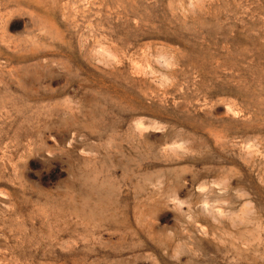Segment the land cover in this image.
<instances>
[{
  "label": "rangeland",
  "instance_id": "1",
  "mask_svg": "<svg viewBox=\"0 0 264 264\" xmlns=\"http://www.w3.org/2000/svg\"><path fill=\"white\" fill-rule=\"evenodd\" d=\"M263 127L264 0H0V264H264Z\"/></svg>",
  "mask_w": 264,
  "mask_h": 264
},
{
  "label": "bare ground",
  "instance_id": "2",
  "mask_svg": "<svg viewBox=\"0 0 264 264\" xmlns=\"http://www.w3.org/2000/svg\"><path fill=\"white\" fill-rule=\"evenodd\" d=\"M99 67H100V66H99ZM93 69H94V68H93ZM95 71H96V70H95ZM176 72H177V71H176ZM20 73H21V72H20ZM178 73H179V72H178ZM60 74H61V73H60ZM173 74H174V72H173ZM62 75H63V74H62ZM102 76H103V75H102ZM176 76H177V75H176ZM177 77L179 78V76H177ZM93 78H94V77H93ZM69 80H70V79H69ZM108 80H109V79H108ZM180 80H181V79H180ZM111 81H112V80H111ZM53 82H54V81H53ZM86 82H87V80H86ZM88 82H89V81H88ZM141 82H142V81H141ZM90 83H91V82H90ZM90 83H89V84H90ZM83 84H84V83H83ZM87 84H88V83H87ZM116 84H117V83H116ZM76 85H77V84H76ZM81 85H82V84H81ZM84 85H85V84H84ZM120 85H121V84H120ZM92 86H93V85H92ZM121 86H123V85H121ZM23 87H24V86H23ZM68 87H69V86H68ZM100 88H101V87H100ZM110 88H111V87H110ZM67 89H68V88H67ZM82 89H83V88H82ZM173 89H174V88H173ZM108 90H110V89L108 88ZM108 90H107V91H108ZM98 91H99V90H98ZM112 91H113V90H112ZM56 92H57V91H56ZM213 92H214V91H213ZM46 93H47V92H46ZM48 93H49V92H48ZM133 93H134V92H133ZM53 94H54V93H53ZM56 94H57V93H56ZM58 94H59V93H58ZM60 94H61V93H60ZM109 94H110V93H109ZM45 95H46V94H45ZM106 95H107V94H106ZM210 95H211V94H210ZM110 97H111V96H110ZM32 98H33V97H32ZM22 99H23V98H22ZM22 99H21V100H22ZM112 99H113V98H112ZM23 100H24V99H23ZM148 100H149V99H148ZM55 101H56V100H55ZM42 102H43V101H42ZM115 102H116V101H115ZM25 103H27V102H25ZM33 103H37V102H33ZM247 103H248V102H247ZM249 103H250V102H249ZM155 104H156V103H155ZM245 104H246V103H245ZM250 104H251V103H250ZM252 104H253V103H252ZM20 105H21V104H20ZM248 105H249V104H248ZM121 106H122V105H121ZM61 107H62V106H61ZM126 107H127V106H126ZM158 107H159V106H158ZM26 108H27V107H26ZM66 108H67V107H66ZM112 108H113V107H112ZM123 108H124V106H123ZM124 109H125V108H124ZM129 109H130V108H129ZM260 109H261V108H260ZM29 110H30V109H29ZM66 110H67V109H66ZM134 110H135V109H134ZM164 110H165V109H164ZM171 110H172V109H171ZM171 110H170V111H171ZM118 111H119V110H118ZM28 112H29V111H28ZM58 112H59V111H58ZM84 112H85V111H84ZM131 112H132V111H131ZM200 112H201V111H200ZM65 113H66V112H65ZM143 113H144V112H143ZM23 114H24V113H23ZM124 114H125V113H124ZM131 114H132V113H131ZM135 114H136V113H135ZM18 116H19V115H18ZM20 116H21V114H20ZM67 116H68V115H67ZM137 116H138V115H137ZM142 116H144V115H142ZM178 116H179V114H178ZM77 117H78V116H77ZM144 117H146V116H144ZM154 117H155V116H154ZM200 117H201V115H200ZM20 118L22 119L23 117H20ZM65 118H66V117H65ZM79 118H80V117H79ZM147 118H148V115H147ZM159 118H160V117H159ZM184 118H185V117H184ZM201 118H202V117H201ZM16 119H17V118H16ZM21 119H20V120H21ZM63 119H64V118H63ZM69 119H70V118H69ZM82 119H83V118H82ZM82 119H81V120H82ZM151 119H152V118H151ZM154 119H155V118H154ZM204 119H205V118H204ZM65 120H66V119H65ZM158 120H159V119H158ZM164 120H165V119H164ZM194 120H196V118H195ZM198 120H199V119H198ZM16 121H18V120H16ZM56 121H57V120H56ZM77 121H78V120H77ZM141 121H142V120H141ZM160 121H161V120H160ZM203 121H204V120H203ZM206 121H207V120H206ZM87 122H88V121H87ZM91 122H92V120H91ZM67 124H68V123H67ZM246 124H247V123H246ZM260 124H261V123H260ZM64 125H66V124H64ZM71 125H72V124H71ZM75 125H76V124H75ZM133 125H134V123H133ZM171 125H173V124H171ZM228 125H229V124H228ZM234 125H235V123H234ZM240 125H241V124H240ZM77 126H78V125H77ZM135 126H136V125H135ZM49 127H50V126H49ZM49 127H48V128H49ZM60 127H61V126H60ZM185 128L187 129V127H185ZM260 128H261V127H260ZM263 128H264V127H263ZM70 129H71V128H70ZM72 129H73V128H72ZM81 129H82V128H81ZM257 129H258V128H257ZM50 130H51V129H50ZM52 130H53V129H52ZM82 130H83V129H82ZM188 130H189V129H188ZM192 130H193V129H192ZM225 130H226V129H225ZM228 130H229V129H228ZM253 130H254V129H253ZM46 131H47V130H46ZM53 131H55V130H53ZM59 131H60V130H59ZM61 131H62V130H61ZM64 131H65V130H63V132H64ZM235 131H236V130H235ZM49 132H50V131H49ZM57 132H58V131H57ZM195 132H196V131H195ZM213 132H214V131H213ZM238 132H239V131H238ZM259 132H260V131H259ZM84 133H85V132H84ZM48 134H49V133H48ZM85 134H86V133H85ZM211 134H212V132H211ZM234 134H235V133H234ZM252 134H253V133H252ZM256 134H257V133H256ZM262 134H263V133H262ZM87 135H89V134H87ZM71 136H72V135H71ZM200 136H201V135H200ZM88 137H89V136H88ZM210 137H211V136H210ZM104 138H105V135H104ZM204 139H205V138H204ZM207 139H208V138H207ZM103 140H104V139H103ZM3 141H4V140H3ZM25 142H26V141H25ZM58 142H59V140H58ZM53 143H54V142H53ZM48 144H49V142H48ZM48 144H47V145H48ZM50 144H51V143H50ZM50 144H49V145H50ZM51 145H52V144H51ZM28 148H29V147H28ZM30 148H31V147H30ZM221 148H222V147H221ZM46 149H47V148H46ZM217 149H218V148H217ZM28 150H29V149H28ZM33 150H34V149H33ZM35 150H36V149H35ZM44 150H45V149H44ZM49 150H50V149H49ZM19 151H20V150H19ZM69 151H70V149H69ZM218 151H219V150H218ZM32 153H33V152H32ZM47 153H50V152H47ZM237 153H238V152H237ZM18 154H19V152H18ZM50 154H51V153H50ZM52 154H53V153H52ZM57 154H58V153H57ZM62 154H63V153H62ZM62 154H61V155H62ZM142 154H143V153H142ZM11 155H12V154H11ZM13 155H14V154H13ZM66 155H67V154H66ZM262 155H263V154H262ZM15 156H16V155H15ZM67 156H68V155H67ZM16 157H17V156H16ZM133 158H134V157H133ZM14 159H15V158H14ZM16 159H17V158H16ZM69 159H70V158H69ZM198 160H199V159H198ZM200 160H201V159H200ZM15 161H16V160H15ZM195 161H196V160H195ZM74 162H75V161H74ZM203 162H204V161H203ZM227 162H228V161H227ZM230 162H231V161H230ZM207 163H208V162L206 161V162L204 163V165L207 164ZM219 163H220V162H219ZM238 163H239V162H238ZM146 164H147V163H146ZM153 164H154V163H153ZM193 164H194V163H193ZM193 164H192V165H193ZM195 164H196V163H195ZM212 164H213V163H212ZM212 164H211V165H212ZM220 164H221V163H220ZM73 165H74V164H73ZM233 165H234V164H233ZM67 166H68V165H67ZM157 166H159V165H157ZM162 166H163V164H162ZM226 166H227V165H226ZM235 166H236V165H235ZM73 168H74V167H73ZM152 168H153V167H152ZM157 168H158V167H157ZM236 168H237V167H236ZM1 169H2V168H1ZM144 169H145V168H144ZM23 170H24V169H23ZM77 170H78V169H77ZM77 170H76V171H77ZM73 171H74V170H73ZM142 171H143V170H142ZM21 172H22V171H21ZM144 172H145V171H144ZM22 173H23V172H22ZM77 173H78V172H77ZM251 175H252V174H251ZM251 175H250V177H252ZM7 176H8V175H7ZM20 176H21V175H20ZM78 177H79V176H78ZM244 177H245V176H244ZM253 177H254V176H253ZM166 178H167V177H166ZM215 178H216V177H215ZM247 178H248V177H247ZM247 178H246V179H247ZM254 178H255V177H254ZM13 179H14V178H13ZM18 179H19V178H18ZM11 180H12V179H11ZM206 180H207V179H206ZM22 181H23V180H22ZM24 181H25V180H24ZM69 181H70V180H69ZM255 182H257V181H255ZM251 183H252V182H251ZM195 184H196V183H195ZM195 184H194V185H195ZM254 184H255V183H254ZM25 185H26V184H25ZM256 185H257V184H256ZM258 185H259V184H258ZM4 186H6V185H4ZM15 186H16V185H15ZM2 187H3V186H2ZM8 189H9V188H8ZM257 189H258V187H257ZM32 191H33V190H32ZM32 191H31V192H32ZM152 192H153V191H152ZM35 193H36V192H35ZM64 193H65V192H64ZM66 193H67V191H66ZM71 193H72V192H71ZM261 193H262V190H261ZM36 194H37V193H36ZM78 194H79V192H78ZM255 194H256V193H255ZM60 195H62V194H59V196H60ZM80 195H81V194H80ZM80 195H78V196H80ZM176 195H177V194H176ZM195 195H196V194H195ZM71 196H72V195H71ZM232 197H233V196H232ZM257 197H258V196H257ZM45 198H46V197H45ZM56 198H57V197H56ZM141 198H142V197H141ZM141 198H140V199H141ZM78 199H79V198H78ZM241 204H242V203H241ZM242 205H243V204H242ZM202 211H203V210H202ZM16 212H17V211H16ZM205 212H206V211H205ZM9 216H10V215H9ZM2 222H3V221H2ZM138 225H139V224H138ZM74 226H75V225H74ZM74 226H73V227H74ZM243 228H244V227H243ZM193 230H194V229H193ZM193 230H192V231H193ZM33 231H34V230H33ZM72 237H74V236H72ZM198 237H199V236H198ZM201 238H202V237H201ZM9 240H10V239H9ZM70 244H71V243H70ZM68 245H69V244H68ZM136 247H137V246H136ZM81 248H83V247H81ZM134 248H135V246H134ZM13 250H14V247H13ZM77 250H78V248H77ZM87 250H88V249H87ZM93 250H94V249H93ZM85 251H86V250H85ZM89 251H91V250H89ZM74 252H75V251H74ZM77 252H78V251H77ZM75 253H76V252H75ZM75 253H74V254H75ZM88 253H89V252H88ZM90 253H92V252H90ZM71 254H72V253H71ZM74 254H73V255H74ZM76 254H77V253H76ZM64 255H65V254H64ZM78 255H79V252H78ZM83 255H85V254H83ZM91 256H93V255H91ZM91 256H90V257H91ZM63 257H64V256H63ZM63 257H62V258H63ZM85 257H86V256H85ZM64 258H65V257H64ZM83 258H84V256H83ZM73 259H74V258H73ZM78 260L80 261V259H78ZM62 261H63V260H62ZM84 261H85V260H84ZM86 261H87V260H86ZM76 262H77V261H76ZM62 263H63V262H62ZM77 263H78V262H77ZM88 263H89V262H88Z\"/></svg>",
  "mask_w": 264,
  "mask_h": 264
}]
</instances>
